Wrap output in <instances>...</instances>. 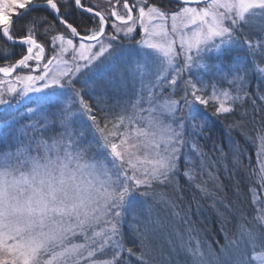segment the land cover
Masks as SVG:
<instances>
[{"label": "snow or ice", "instance_id": "1", "mask_svg": "<svg viewBox=\"0 0 264 264\" xmlns=\"http://www.w3.org/2000/svg\"><path fill=\"white\" fill-rule=\"evenodd\" d=\"M171 4L164 8L149 0H108L106 12L88 0H0V43L15 49L0 51V61L6 62L0 64V105L11 107L9 97L14 96L27 110L20 116L32 120L20 131L36 134L30 140L36 155L28 146L0 155V169L21 173L8 181L5 177L12 173L0 172V199L10 187L16 191L31 187L34 198L29 205L45 214L58 190L47 177L54 167L71 163L103 174L111 189L107 209L94 223L69 222L51 232L8 226L0 220V264H212V259L215 264H264L260 222L241 227L231 239L226 235L216 257L199 234H193L187 213L176 202L183 196L165 201L175 218L169 251L156 253L148 243L159 222L152 220L148 198L164 199L165 194L157 191L162 185L179 192L181 157L189 184L205 195H211L209 181L218 187L216 172L224 151L221 140L209 135L213 122L208 112L221 123L232 121L229 128L251 123L258 131L260 172L252 175L258 176L264 191V105H257L248 92L250 75L256 72L260 77L256 96L264 101V0H171ZM21 20L25 33L17 36ZM177 35L179 53L174 49ZM179 55L184 58L179 70L167 76L166 67ZM193 66L203 69L208 79L203 75L183 79L184 69L191 71ZM17 69L39 74L9 79ZM245 98L253 111L261 113L258 129L254 117L249 119ZM49 106L56 111L46 112ZM9 116L0 120V128L19 124L16 112ZM73 123L81 125L75 133ZM89 132L112 157L111 168L104 159L86 162L93 146L73 136ZM209 142L211 151L205 152ZM216 152L220 155L213 159ZM234 187L239 189V181ZM252 195L264 222V198H257L254 190Z\"/></svg>", "mask_w": 264, "mask_h": 264}, {"label": "trees", "instance_id": "2", "mask_svg": "<svg viewBox=\"0 0 264 264\" xmlns=\"http://www.w3.org/2000/svg\"><path fill=\"white\" fill-rule=\"evenodd\" d=\"M88 2L92 3L93 6H99L102 10L108 12V0H88ZM115 0H113V3ZM149 3H156L158 6H163L164 8L172 7L171 1L168 0H149ZM106 5V6H105ZM121 11L122 8L120 9ZM63 26L57 24L58 29H62ZM110 27V26H109ZM139 32V28H137ZM25 33V22L21 20L16 25L17 36H22ZM140 35H137L138 39ZM76 40V39H75ZM77 42V40H76ZM10 44L11 42H6ZM48 47H46V57L50 55L48 52ZM0 51L9 52L15 51L14 48L5 47L3 43H0ZM16 58H19L18 56ZM5 61H0V64H5ZM1 77V75H0ZM3 78V77H2ZM260 83V78L256 72H253L250 77V87L249 91L256 98L257 84ZM15 100V99H14ZM256 98V102H257ZM245 109L250 113L249 119L251 120L253 117L255 119L256 128H259L261 113L259 111H253V106L247 100H245ZM257 105H260L257 102ZM18 107H15L11 102V107L7 105H0V120H8L11 117L9 113L16 112L18 115L19 111H17ZM46 112H54L56 109L54 107H47L45 109ZM208 118L213 123L210 125L213 129L209 135H216L221 140V147L224 151L223 161L219 164L218 171L216 175L218 176V182L220 188L219 191L215 187V185L208 182V188L210 190L211 195H205L200 191L199 188L195 187L194 184H189V181L186 177L183 176L184 165H183V157H181L180 161V175L177 177L179 183V192L174 193L173 190L169 187H165L164 185L160 186L157 191H162L165 196H183V200L177 198V204L180 205V208L187 213L195 214L199 213L203 215V219L201 222L196 223V229L193 234H199L201 241L205 244L206 242L217 244V234L214 230L209 228L208 221L211 219L212 222H215L214 225L218 227L219 233L226 234L228 223L225 220V209L222 205H219V208L216 205V200L224 201L227 209H230L234 212L233 215L236 217L237 225H241L246 229L250 226L251 222L254 221L255 217V207L253 202L252 190H254L258 196V198H264V191H261V180L258 176L252 175L255 170L256 173L260 172V166L257 161V152L259 150V146L261 141L259 140V133L253 129V125L249 123L246 127L244 126H234L229 128L228 125L233 123L232 121H228L226 123H221L215 120L209 112L207 113ZM19 124H15L11 127L0 128V155H3L5 152L15 153L17 149L22 148L23 146H28L29 151L32 155H36L35 144L31 143L30 140L33 138L35 133L29 132L27 136L23 134L20 130L24 128L25 125L31 124L32 120L25 119L24 117H20ZM239 115L237 114L236 120H239ZM74 139L81 140L85 146L92 145L93 147L88 152L86 157V162L91 164L97 160L104 159L107 163L110 161L111 156L106 155L105 151L102 149V143L98 141V137H94L92 133H86L84 137L73 136ZM253 139H255V143H253ZM49 143L51 141L49 140ZM200 143L203 145L204 140L200 138ZM100 144V147L97 145ZM205 152L211 151V145L204 148ZM220 153L216 152L213 159H216ZM236 156V157H235ZM226 160V161H224ZM237 161V162H235ZM225 168L229 169V172H225ZM234 173V178H230V175ZM204 180H207V176L203 177ZM197 180H200L199 175L197 176ZM239 181V189L234 187V185ZM194 195L199 201H201V207L198 205L190 204L187 199L190 195ZM224 197V198H223ZM248 209V210H246ZM179 211V209H177ZM183 216V213H181ZM184 224V221L181 220ZM124 230L127 232L128 224L127 221L124 224ZM216 230V232H217ZM201 235V236H200ZM223 243V240H220L219 243Z\"/></svg>", "mask_w": 264, "mask_h": 264}, {"label": "clouds", "instance_id": "3", "mask_svg": "<svg viewBox=\"0 0 264 264\" xmlns=\"http://www.w3.org/2000/svg\"><path fill=\"white\" fill-rule=\"evenodd\" d=\"M0 172L12 173L5 177L8 181L21 175L13 169H0ZM47 180L58 190L55 199L50 198L49 210L45 214H38L34 204L29 205L28 201L34 198L31 187L26 186L24 191L10 187L0 199V212L3 213L0 220L8 226L55 232L69 222L94 223L102 219L110 202L108 193L111 189L106 176L71 163L67 167H54Z\"/></svg>", "mask_w": 264, "mask_h": 264}, {"label": "rangeland", "instance_id": "4", "mask_svg": "<svg viewBox=\"0 0 264 264\" xmlns=\"http://www.w3.org/2000/svg\"><path fill=\"white\" fill-rule=\"evenodd\" d=\"M166 27H167V29L169 31L171 30V21L170 20L168 21ZM142 35H143V33H140V36L138 37V40L141 39ZM156 40H159V38H156ZM75 43H76V40H74V44ZM174 49L176 50L177 53H179V51H180V36L179 35H177L175 37ZM208 55H209V57H211L212 54H208ZM183 59H184L183 56L179 55L172 66H167L166 67L165 74L167 76H169V77L176 75V72L179 70V66L183 62ZM209 62H211L210 59H209ZM30 64H34V62H30ZM17 74H21V75H24V74L38 75L39 72H31V73H29L28 69H23V70L18 69L12 75V77H10L9 79L14 78L15 75H17ZM199 75H203L205 79H208V76H207V74H205L203 72V69H198V68H196V66H193L191 71H189L187 68H185L184 71L181 73V77L183 79H196ZM251 75H252V73H251ZM251 75H250V77H251ZM2 77L3 76L1 75L0 79H2ZM178 84H180V78H178ZM180 87L182 88L183 85L180 84ZM249 87H250V83L248 85V92L250 94L251 92L249 91ZM5 88H6V85H5ZM168 92H169V89L165 88L163 94L165 96H167ZM256 93H257V91H256ZM29 95H35V94L29 93ZM255 97L258 99L257 102L260 105H264V101L259 100L258 96H255ZM175 98H178V95ZM9 99H10V101L12 102V104L15 107H19V113L17 115L18 118L22 117V116H20V112H24L25 114H27L26 108L17 105V103L14 100V99H16L14 96L13 97H9ZM24 99L26 100L27 97H25ZM245 100H247V98H245ZM110 102L111 103H115L116 100H111ZM21 104H23V101L21 102ZM143 108L147 109L148 108V104L144 103L143 104ZM209 113L211 114V112H209ZM147 114H148L147 112L143 113V115H145V116H147ZM170 119L171 118L168 117L166 122H170ZM72 128H73V132L75 133L77 130H79L81 128V125L73 123ZM95 136L96 135H94V137ZM96 137H98V136H96ZM223 158H225V156ZM224 161H226V160H224ZM235 162H237V161H235ZM107 164H108L109 168H111L113 166L112 157H111L110 161ZM209 183L212 184L211 181H209ZM216 184L218 185V187L217 186H215V187L219 191L220 186H219L218 182H216ZM165 187H167V186H165ZM208 196H210V195H208ZM257 198H258V196H257ZM137 199L139 200L140 198H137ZM166 199H167V196H164V199H159L158 198L156 200H153L151 197L148 198L149 204L152 205V220L153 221H157V220L159 221L158 223L154 224V227L156 228V232L152 236H150V238L148 240V243L152 247L153 251L156 252V253H159V251L161 249H163L165 252H168L169 251V241L174 238L175 218L171 214L172 213L171 208L168 207V205L165 203ZM187 201L190 204L198 205L199 207H201V201H199L192 194L188 197ZM253 202H254V207H255V217H254V221L251 222L250 225H252L254 223H257V222H260V226H264V222L261 221V211H260V206H259L258 199H254L253 198ZM216 205L219 208H221L219 205H222V207L225 209L224 218H225V220L228 221V223L226 224L227 232H226V234L219 233V231L217 230L218 227H216L214 225L215 222H212L211 219H210L208 221L209 228L214 230V232L218 235L217 236L218 240H217V244H212V243L206 242L204 244V246L209 248V249H211V251L214 254V256L218 257L220 255V247H221V245H223V244H225L227 242L226 241V235L230 239L233 238L234 235L238 236L239 232H240V229L243 226L237 225L236 217H235V215H233L234 212L231 211L230 209L226 208L225 203H224V201H222V199L219 200V201L216 200ZM246 210H248V209H246ZM147 211H148L147 208H145V214H147ZM128 219H131V217L129 216ZM202 219H203V215H200L199 213H195V214L190 213L188 215V219L187 220L191 222V227L194 229V232H195V230L197 231L196 223L197 222H201ZM180 224L183 225V222L181 220H180ZM243 228H245V227H243ZM216 230H217V232H216ZM220 240H223V243L222 242L219 243ZM210 259H212V258H210ZM212 264H215V260L214 259H212Z\"/></svg>", "mask_w": 264, "mask_h": 264}, {"label": "water", "instance_id": "5", "mask_svg": "<svg viewBox=\"0 0 264 264\" xmlns=\"http://www.w3.org/2000/svg\"><path fill=\"white\" fill-rule=\"evenodd\" d=\"M168 1H171V0H168ZM76 39L78 40V38H76ZM17 70H18V69H17ZM14 73H15V72H14ZM14 73H13V74H14ZM13 74H12V75H13ZM0 75H2V74H0Z\"/></svg>", "mask_w": 264, "mask_h": 264}, {"label": "bare ground", "instance_id": "6", "mask_svg": "<svg viewBox=\"0 0 264 264\" xmlns=\"http://www.w3.org/2000/svg\"><path fill=\"white\" fill-rule=\"evenodd\" d=\"M77 40V39H76Z\"/></svg>", "mask_w": 264, "mask_h": 264}]
</instances>
